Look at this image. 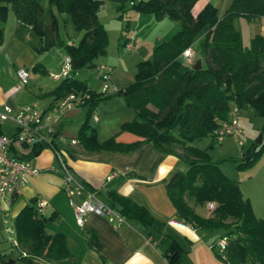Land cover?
I'll return each mask as SVG.
<instances>
[{
	"label": "trees",
	"instance_id": "16d2710c",
	"mask_svg": "<svg viewBox=\"0 0 264 264\" xmlns=\"http://www.w3.org/2000/svg\"><path fill=\"white\" fill-rule=\"evenodd\" d=\"M106 1L115 5L119 18L130 10L155 15L159 20L167 18L178 24L180 30L157 46L151 59L138 63L133 83L116 94L91 91L85 82L69 77L47 96L57 100L70 94L84 96L81 108L87 117L77 140L87 151L130 154L152 144L159 153L179 157L188 170L177 172L166 182L176 217L204 232H223L222 239L227 240L225 249L213 250L226 264H264V219L255 217L239 183L222 172L209 149L196 146L211 137L213 147L215 132L230 119L234 107L264 118V35H257L246 47L235 24L240 18H264V0H233L223 17L212 4L196 15L194 9L199 0H0V23L7 21L12 10L17 20L40 38V53L62 46L72 62L82 60L81 67L96 66V59L107 55L110 42L100 20ZM130 26L128 23L127 31ZM61 27L69 40L72 27L81 35L79 40L75 44L66 42L61 38ZM203 31L199 57L202 67L194 69V64L182 59L183 53L192 48ZM3 42L4 28L0 26V44ZM74 69L77 67L73 66ZM114 96H124L136 113L135 119L125 123L121 131L131 132L143 141L122 144L114 137L105 142L98 140L91 118L101 102ZM261 134L264 147V125ZM47 147L34 144L24 159L39 156ZM253 148L251 159L246 161L244 154L236 169L257 163L260 146L254 144ZM190 201L197 205L214 204L216 208L205 218L196 213ZM111 206L127 219L140 221L145 228L156 223L145 207L115 193L111 194ZM47 222V218L38 215L37 200L28 204L15 219L19 247H13L10 254L0 252V264H71L73 255L65 235L48 234ZM88 243L101 254L96 235L90 233ZM179 249L173 242L164 252L170 264H181Z\"/></svg>",
	"mask_w": 264,
	"mask_h": 264
},
{
	"label": "crops",
	"instance_id": "0c3cea01",
	"mask_svg": "<svg viewBox=\"0 0 264 264\" xmlns=\"http://www.w3.org/2000/svg\"><path fill=\"white\" fill-rule=\"evenodd\" d=\"M211 2L207 0L202 8L198 7L199 0L194 13L197 15L205 6L212 4ZM105 5L106 2L102 8ZM227 10L226 7L223 15ZM0 26L4 28V42L0 44V108L8 105L18 111L22 106L34 102L47 108L57 102L55 97L47 95L55 91L63 81L54 78L55 74L62 70L61 60L57 63L46 60L44 53L48 51H38L40 38L29 27L20 23L12 10L7 21L0 23ZM171 30L175 35L180 27L178 24L172 25ZM67 38L66 42L69 44L76 43L72 38L69 40V35ZM133 38L134 36H127L122 40L120 37L119 47L123 54L131 52L126 48L129 44L135 46L132 51L136 50ZM170 39L157 37L152 49ZM191 50L193 51V48ZM199 57L194 52V62ZM112 62L108 61V65L114 70L111 84L119 91L124 90L133 83L136 73L132 76L121 58L113 65ZM121 63L125 66V73H128L126 77L114 75L115 69L117 70ZM95 64L98 66L97 62ZM21 68L30 72L29 83L21 91L12 93V88L18 85L17 72ZM83 82L89 90L103 93V89L95 90L87 80ZM86 117V111L76 107L67 111L59 123L54 135V146L60 151L62 161L75 179L83 183L87 190L100 200L111 205L112 193L125 197L150 211L156 223L145 228L140 221L127 219L126 224L116 227L105 217L88 214L84 226H79L63 187L66 171L54 148L47 147L39 156L28 160L33 168L39 170V174L29 177L27 185L12 201L11 218L14 226L16 217L28 204L33 200H37V204L45 200L48 206L44 214L38 215L48 219V234L65 235L73 255L71 264H170L164 252L173 242L180 247L181 264H226L213 250H218L223 232L212 236L211 233L215 231L209 233L195 229L176 217V209L168 196L166 182L177 172H186V164L177 156L159 153L152 144H146L139 151L130 154L104 150L87 151L77 140L79 129ZM135 117V111L127 105L124 96H114L98 105L91 118V125L96 129L100 142L114 137L118 143L132 144L144 139L131 132H123L121 128L125 123L132 122ZM11 127L13 134L15 126L12 124ZM2 131L5 133L4 127ZM244 153L242 149L240 156ZM110 177L112 178L109 179ZM86 197L87 194L77 196L75 201L81 203ZM190 204L200 216L210 217L209 206L197 205L192 201ZM90 233L98 238L101 254L90 248Z\"/></svg>",
	"mask_w": 264,
	"mask_h": 264
},
{
	"label": "rangeland",
	"instance_id": "374dc122",
	"mask_svg": "<svg viewBox=\"0 0 264 264\" xmlns=\"http://www.w3.org/2000/svg\"><path fill=\"white\" fill-rule=\"evenodd\" d=\"M206 1L207 0H200L198 7L203 8ZM209 1H212V5L218 8L219 16H222L224 9H226V7L229 9L233 2V0ZM100 20L109 34L110 42L108 54L96 59L95 63L97 62L98 66L87 64L72 70L69 74V77H75L83 81L87 80L91 87L97 91L103 89L102 72L99 65H108V61H113V65V63L121 58L125 62L129 72L134 76L137 71V64L152 58L154 40H157V37H163L164 39L167 37L172 38L174 34H172L171 26L176 25L175 22L167 18L159 20L155 15L140 14L130 10L125 13L122 18H119L115 5L109 1H106V5L100 10ZM128 23L131 25L130 31H127ZM235 24L242 35L243 44L246 47L250 46L254 37L257 35H264V18L253 21L240 18L235 21ZM70 31L69 34L72 35V37L74 36L71 38L77 42L81 35L76 34L72 27H70ZM60 34L61 38L68 40L63 27H61ZM127 36H134L135 39L133 38V41L136 44V50H131V52L123 54L122 49L119 47V39L121 37L122 40H124ZM203 42L204 31L198 35L192 45L193 51L197 56L201 55ZM44 54L46 60H49L51 63H57L61 60L62 65L65 60L64 56L67 55L62 46H56ZM196 62H194V64ZM60 73L61 71L55 75H59ZM116 74H119L121 77L128 76L127 71L125 73V66L122 63L118 66L117 70L115 69L114 75ZM239 122L240 126L243 128L244 134L239 135L237 138L227 137L222 143L221 141L215 140L213 147H211L212 138L207 137L199 141L197 147L200 149H209L212 160L219 164L222 172L239 183L241 193L246 200H249L255 217L264 219V147L259 145L261 154L254 166L242 170L236 169L241 158L240 151L244 149V154L250 152L253 145L256 144L261 136L264 118L253 111L241 110L239 113ZM11 125L12 124L8 122L4 126L5 133L8 136L13 132ZM241 143L245 144V146ZM215 208L216 205H214L213 208H209L210 213H212ZM217 232L221 231L216 230L214 233H211L212 236L217 235ZM12 248L13 245L10 242V235L7 233L6 227L0 223V252L10 254ZM217 248L218 251L221 250L220 245H218Z\"/></svg>",
	"mask_w": 264,
	"mask_h": 264
},
{
	"label": "built area",
	"instance_id": "2783aa9c",
	"mask_svg": "<svg viewBox=\"0 0 264 264\" xmlns=\"http://www.w3.org/2000/svg\"><path fill=\"white\" fill-rule=\"evenodd\" d=\"M134 47V44L126 46L128 51L133 50ZM193 57L194 52L191 48L183 53V58L188 63L194 62ZM72 69V59L67 55L65 56L61 73L54 76V78L63 80L69 78ZM100 70L102 72L103 93L105 95L118 93L119 90L111 84L113 68L108 65H100ZM17 76L18 85L12 88V93H17L28 85L30 72L21 68L18 70ZM83 99L84 96L82 94H70L52 103L47 108H43L40 103L35 102L22 106L18 111L8 105L0 108V223L6 227L7 233L10 235V242L15 248L19 247V242L11 218V206L14 198L27 185L28 178L39 174V170L33 168L30 162L24 159L36 143L54 148L60 159L61 165L66 171L63 187L68 195L69 205L75 213L76 222L79 226H84L85 217L88 214L105 217L116 227H121L127 222L126 216L121 214L119 210L97 198L87 190L83 183L75 179L62 161L60 151L54 146V135L57 133L63 116L67 111L81 107L84 102ZM239 113L240 110L237 107L232 109L230 119L222 123L215 132L214 137L216 140L222 142L227 137L237 138L244 133L243 128L240 126ZM8 122L15 126L14 133L9 136L2 131V128ZM84 194H87V197L81 203H77L75 198ZM47 206V201L41 200L37 204L38 213L44 214ZM213 207V204L209 205V208ZM218 245H220L221 252L225 249L227 240H220Z\"/></svg>",
	"mask_w": 264,
	"mask_h": 264
},
{
	"label": "water",
	"instance_id": "95a60500",
	"mask_svg": "<svg viewBox=\"0 0 264 264\" xmlns=\"http://www.w3.org/2000/svg\"><path fill=\"white\" fill-rule=\"evenodd\" d=\"M82 63H83L82 60L74 61V62H73V66L79 68V67L82 66ZM201 67H202V62H201V60H198V61L194 64V66H193L194 69H199V68H201ZM55 137H57V135H56ZM262 143H263V135L261 134V136H260L259 139L257 140L256 144H257V145H262ZM255 149H256V147H254L252 151H254ZM252 151H250V152H248V153L246 154V161H249V160L251 159Z\"/></svg>",
	"mask_w": 264,
	"mask_h": 264
}]
</instances>
